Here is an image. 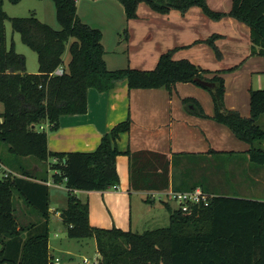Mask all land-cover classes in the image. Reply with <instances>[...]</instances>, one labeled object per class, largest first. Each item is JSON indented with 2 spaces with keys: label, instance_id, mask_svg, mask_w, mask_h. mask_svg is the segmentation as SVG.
I'll list each match as a JSON object with an SVG mask.
<instances>
[{
  "label": "trees",
  "instance_id": "16d2710c",
  "mask_svg": "<svg viewBox=\"0 0 264 264\" xmlns=\"http://www.w3.org/2000/svg\"><path fill=\"white\" fill-rule=\"evenodd\" d=\"M4 1L0 0V103L4 105L0 112V264L53 262L49 247V193L44 183L47 178L32 174L25 162L47 163L50 158L56 162L50 163L47 171H54L56 183L66 180L70 189L68 207L60 210L67 237L96 239L100 259L93 264H264V199L233 196L223 190L234 178L228 176L230 164L215 162L217 174L207 172L212 167L209 162L224 154L264 166V127L259 123L264 115V89L251 90L250 116L245 117L238 110L225 107V81L220 72L211 73L188 59H175L174 50L163 53L153 70H110L105 60L103 33L80 18L77 0H52L60 30L34 16L9 17ZM21 1L9 0L12 4ZM117 1L123 5L128 20L138 18L139 6L144 2L159 13H186L201 7L214 20L233 18L249 27L251 55L264 56V0H233L226 13L210 9L208 0ZM8 21L22 42L37 54L38 73H28L26 57L16 51L13 42L8 45ZM220 37L216 34L208 40L219 55L216 40ZM58 68L64 69V73L56 74ZM197 78L211 84L205 88L214 96L213 119L248 143L249 150L211 149L206 153H173L171 157L146 150L122 152L118 140L130 132V117L106 133L93 152L51 151L47 132L37 130L45 122L58 128L63 116L86 114L90 89L110 93L124 82L129 90H172L181 83L200 85ZM183 101L190 113L205 116L196 100ZM122 154L129 158L131 192L168 190L172 184L171 170L175 168L180 177L174 190L192 191L200 187L216 197L207 207L171 211L166 228L135 233L118 227H94L90 223L89 202L81 200L74 191L117 187V161ZM212 177H223L225 182L218 184ZM18 201L25 203L37 219L21 224ZM164 203L170 207L168 202Z\"/></svg>",
  "mask_w": 264,
  "mask_h": 264
},
{
  "label": "crops",
  "instance_id": "0c3cea01",
  "mask_svg": "<svg viewBox=\"0 0 264 264\" xmlns=\"http://www.w3.org/2000/svg\"><path fill=\"white\" fill-rule=\"evenodd\" d=\"M212 2L214 3V0H208L213 9H218L213 6ZM45 3V17L41 21L49 24L54 29L60 30L61 26L59 23L60 27H57L58 21L55 4ZM77 6L80 18L90 26L102 31L103 45L106 50L105 60L110 70L128 67L148 70L144 68H152L157 65L160 56L163 54L162 52L166 53L167 50L176 47L172 45L159 46V53L156 51L155 46H149L145 52L138 51L133 55L129 52V46L128 48L126 46L121 49L120 46H106L107 35L118 34L121 30L129 28V24L135 27L137 24L134 23H137L136 21L140 18L139 14L137 19L128 20L123 5L117 0H77ZM153 17L158 18L157 14ZM175 59H187L186 54L181 55L177 53ZM136 61L139 63H135ZM165 89V87H161L157 89L129 90L124 82L118 84L117 88L110 93H100L95 89H90L88 94V112L84 115L61 117L58 131L54 135H48L49 150L56 152H93L97 149L102 137L106 133L130 116L132 119L131 130L129 133L122 134L118 140V148L122 152L127 150H131L132 152L146 150L165 154L169 157L173 153L181 152L205 153L203 151H186V149H189L186 145L190 143L186 141V112L181 107L179 100L178 107L168 108L167 110L166 107H168L170 97L167 95V90ZM178 89L181 90L179 91L181 98L188 95H197L199 92L191 83L178 84ZM188 121L198 124L194 131L189 130V135H191V143L198 144L200 148L214 147V150L219 152H226L222 148H242L238 144L239 139L227 127L216 125L207 119L195 121L188 119ZM45 123V126H40L41 130L46 131L51 128L48 122ZM259 123L264 127V115L260 118ZM53 136L54 144L52 145ZM25 162L29 165L28 169L32 174L44 175L47 178V181L44 183L48 187L49 193V213L51 214L49 217V227L52 225V214L55 213L56 221L62 231H65L66 228L61 220L60 210L68 207L70 189L67 186L66 180L56 183L53 180L54 171L50 169L47 171L46 169L50 163L56 162V159H49L47 163H37L33 160ZM117 163L120 175V184L117 186V189L111 188L106 191H74V194L81 200L89 202L90 223L94 227L108 228L113 226L126 230L125 228L128 226L126 214L134 193L147 195V198L149 197V201L147 202L154 203L157 200V198L149 196L151 192L130 191L129 158L126 154L120 155ZM171 175L172 184L168 190L173 189L178 184L180 171L172 168ZM18 176L20 177L21 175ZM31 179L41 181L38 178L33 179L31 177ZM257 179L258 182L259 180L260 182L262 181V185L264 186V173ZM52 189L56 191L53 195ZM160 201L164 202L161 199ZM21 204L23 208H20ZM18 208H20L22 222L28 223L35 218L37 219V216L34 214L35 217H33V214L30 213V208L22 201H18ZM129 227H133L131 213ZM67 241H70V238H66ZM49 247L53 259L59 258L60 264L61 258L53 254L55 248L51 247L50 240ZM65 252L71 254V251L65 250ZM99 259L100 255L97 249L95 262ZM85 263H89V261L85 259Z\"/></svg>",
  "mask_w": 264,
  "mask_h": 264
},
{
  "label": "rangeland",
  "instance_id": "374dc122",
  "mask_svg": "<svg viewBox=\"0 0 264 264\" xmlns=\"http://www.w3.org/2000/svg\"><path fill=\"white\" fill-rule=\"evenodd\" d=\"M45 2L54 3L52 0H22L18 4H12L9 0H5L4 9L11 18L34 16L41 20L45 17ZM212 4L218 8L213 9L208 3L210 9L213 11L226 13L231 10L233 0H214ZM138 14L140 18L136 21L137 23H134L137 25L132 27V25L130 26L129 24V28L121 30L118 34L107 35L106 46H120V49L126 46L128 48L129 46V52L133 55L138 51L145 52L149 46H155L156 51L159 53V46H176L170 49L174 50V58L177 53L181 55L186 54L187 59L208 69L211 73L220 72L225 81V107L238 110L244 116H250L251 90L264 89V56L251 55V39L249 27L247 25L239 23L230 17L214 20L207 16L201 7H193L186 13H182L179 10H172L169 13H159L144 2L139 6ZM155 14H157L158 18L153 17ZM57 27H60L58 22ZM6 30L8 45H11L13 42L16 51L26 57L28 73H38L39 65L37 54L22 42L18 33L13 31L10 21L6 23ZM216 34L221 35V37L216 40V45L221 55L218 54L214 45L208 42V40ZM135 63L139 62L136 61ZM155 67L156 65L152 68L144 69L153 70ZM193 86L198 89V94L188 95L182 98L179 96V91L181 90L178 89V85L172 90L165 87L167 95L170 97V100H168V107L166 108L168 110V108L178 107L179 100L181 107L186 112V141L190 142L186 145V147H189L186 151H203L206 153L215 148L203 149L200 148L198 144L195 145L191 143L189 130L194 131L198 124L191 123L188 119L192 121L207 119L214 122L216 125L227 126L213 119L216 112V104L210 89L197 84H193ZM186 98L196 100L204 111L205 116H198L190 113L183 101ZM3 111L4 105L0 103V112ZM42 125L45 126L46 123ZM58 129L59 127H51L47 129L46 132L48 135H54ZM37 130H41L40 126H37ZM238 142L242 148L222 149L226 150V152H240L250 149L248 143L240 140H238ZM51 143L52 145L54 144V136ZM50 160H54V158H50ZM218 161L228 165L230 164L232 167L229 166L228 176L231 177L233 175L235 178V181H233L234 178L231 179L232 184H230L228 188L226 184L225 187L221 186L225 192L233 196H240L248 199H264V186L262 185V181L260 182L259 180L258 182L257 179L263 175L264 166L244 161V158H240L237 155L224 154L220 155L219 158L213 159L212 162H209L212 167H209L207 172H210L213 176L217 174L214 165L215 162L217 165ZM251 167L254 168V170ZM212 179L214 181L217 180L218 184L221 183V185L225 182L223 177L219 179L217 177H212ZM51 191L52 195L56 192L55 189ZM146 200L147 195H140L138 193L132 195L131 205L128 207V212L126 214L128 223V226L125 228L126 230H131L135 233H143L148 230L169 227L171 211L179 209V204L173 200H169V208L164 202L160 201L159 197L154 203L147 202ZM20 208H23L22 204ZM20 208L17 207V214L21 224H23L20 217ZM130 213L133 219L132 228L129 227ZM112 227L113 226H110L108 228ZM63 231L55 219V213H53L52 225L49 227V240L51 242V247L55 248L53 254L61 258L60 264L95 263L97 256L95 239L93 237L84 239L70 238V241L66 242V238H68L66 229L64 232ZM65 250L71 251V254H67ZM85 259H87L89 263H85Z\"/></svg>",
  "mask_w": 264,
  "mask_h": 264
},
{
  "label": "built area",
  "instance_id": "2783aa9c",
  "mask_svg": "<svg viewBox=\"0 0 264 264\" xmlns=\"http://www.w3.org/2000/svg\"><path fill=\"white\" fill-rule=\"evenodd\" d=\"M64 73V69L58 68L56 70V74L61 75ZM5 177L8 174H4ZM117 189V187H114ZM151 198H160L164 202H169V200H173L179 204V209L183 212H187L191 206H209L210 203L216 197L214 194L205 192L202 188L198 187L192 191H177L174 189L166 190L163 192L154 191L149 193ZM60 259L55 258L53 259L52 264H59Z\"/></svg>",
  "mask_w": 264,
  "mask_h": 264
},
{
  "label": "water",
  "instance_id": "95a60500",
  "mask_svg": "<svg viewBox=\"0 0 264 264\" xmlns=\"http://www.w3.org/2000/svg\"><path fill=\"white\" fill-rule=\"evenodd\" d=\"M195 81H196L198 84H200L201 86H204V87H211V84H210L209 82L204 81V80H202V79H200V78H197ZM0 248H1V247H0Z\"/></svg>",
  "mask_w": 264,
  "mask_h": 264
}]
</instances>
